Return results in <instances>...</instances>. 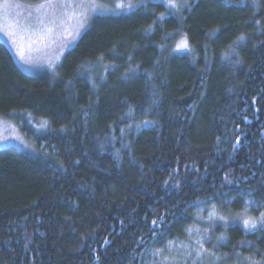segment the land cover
I'll return each instance as SVG.
<instances>
[{
  "label": "trees",
  "instance_id": "obj_1",
  "mask_svg": "<svg viewBox=\"0 0 264 264\" xmlns=\"http://www.w3.org/2000/svg\"><path fill=\"white\" fill-rule=\"evenodd\" d=\"M114 15L52 71L0 43V118L37 152L0 150V264H264V228L217 219L264 213V0Z\"/></svg>",
  "mask_w": 264,
  "mask_h": 264
},
{
  "label": "rangeland",
  "instance_id": "obj_2",
  "mask_svg": "<svg viewBox=\"0 0 264 264\" xmlns=\"http://www.w3.org/2000/svg\"><path fill=\"white\" fill-rule=\"evenodd\" d=\"M136 1L140 4L158 3L171 13H175L179 11V8L182 10V7H187L191 0H177L178 7L175 9L169 8L166 0L163 2L162 0ZM40 3L42 0H38L36 3L23 0H8V3H5V0H0V43L9 51L18 68L26 73L52 71L62 56L75 45L92 17L115 16L114 14L132 11L140 5L133 0H108L106 4L99 0H68L66 7L56 11L55 17L51 12L43 16L44 24L47 27L43 31H38V28L42 26L37 25L36 17L42 16L44 12L43 9L40 12L36 11ZM129 3L134 7L131 9L117 7L118 4L127 5ZM53 19H55V23H52ZM176 45L174 47L176 53H187L188 50H177ZM23 116L27 118L36 132H44L42 128L46 125L45 121L36 120L35 123L27 113ZM8 148L32 156L37 155L33 146L23 139L18 128L11 122L0 118V150ZM220 217L217 216V219L221 220ZM243 219L246 217L224 218L221 221L226 220L244 227ZM194 241L201 242L198 237ZM195 252L196 249L190 247L189 244L180 245V247L170 249L169 259H166L165 262L162 261V264H174L175 262L188 264L189 260L194 259ZM189 253H192V256H189ZM208 261L204 260L205 263Z\"/></svg>",
  "mask_w": 264,
  "mask_h": 264
},
{
  "label": "snow or ice",
  "instance_id": "obj_3",
  "mask_svg": "<svg viewBox=\"0 0 264 264\" xmlns=\"http://www.w3.org/2000/svg\"><path fill=\"white\" fill-rule=\"evenodd\" d=\"M162 2H163V0H162ZM166 2H167L168 7L171 9H175L178 7L177 0H166ZM5 3H8V0H5ZM67 3H68V0H42V3H40L39 6L36 8L37 12H40L42 9L44 10L42 16L36 17L37 25L42 26V27L38 28V31H43L44 28L47 27L44 24L43 16H46V15H48L49 12H51L53 17H55L56 11L59 10L60 8L66 7ZM117 7H126L128 9H131L134 7V5H132L130 3L127 5L118 4ZM52 23H55V19L52 20ZM241 39H243V37H241ZM176 49L177 50H188V51L191 50L186 39L180 40L176 45ZM220 219L223 220L224 217H220ZM153 223H155V222H153ZM258 223H259L261 228H264V213H262L261 216L258 218V222H257V219H252V218L243 219V225H244L245 229H247L249 231L257 229ZM219 239L224 240L225 237L223 235H221L219 237ZM204 251H207V250L203 249V246L201 245V249L196 250V252H195V257L192 260V264H198V262H199V264H204V256H203ZM208 255L214 256V253H208ZM189 256H192V253H189Z\"/></svg>",
  "mask_w": 264,
  "mask_h": 264
}]
</instances>
